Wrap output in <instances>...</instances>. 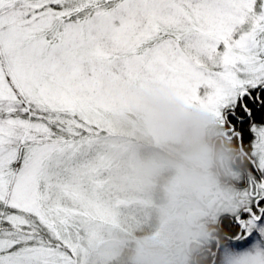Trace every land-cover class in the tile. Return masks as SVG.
<instances>
[{
  "label": "snow or ice",
  "instance_id": "snow-or-ice-1",
  "mask_svg": "<svg viewBox=\"0 0 264 264\" xmlns=\"http://www.w3.org/2000/svg\"><path fill=\"white\" fill-rule=\"evenodd\" d=\"M152 82L247 153L226 264H264V0H0V264H80L112 211L99 116Z\"/></svg>",
  "mask_w": 264,
  "mask_h": 264
},
{
  "label": "rangeland",
  "instance_id": "rangeland-1",
  "mask_svg": "<svg viewBox=\"0 0 264 264\" xmlns=\"http://www.w3.org/2000/svg\"><path fill=\"white\" fill-rule=\"evenodd\" d=\"M98 131L105 132L98 136L112 211L82 243L80 264L210 259L195 262L204 246L215 252L211 226L236 210L244 178L232 164L235 139L218 114L163 85L132 80L111 90ZM227 244L209 264H226Z\"/></svg>",
  "mask_w": 264,
  "mask_h": 264
},
{
  "label": "trees",
  "instance_id": "trees-1",
  "mask_svg": "<svg viewBox=\"0 0 264 264\" xmlns=\"http://www.w3.org/2000/svg\"><path fill=\"white\" fill-rule=\"evenodd\" d=\"M100 130V129H99ZM99 132V134H101V136H105L104 134H105V132L104 131H98ZM239 144H238V142L236 141V140H234V142L232 143V145L231 146H233V147H235V148H238L239 149V146H238ZM242 150L246 153V151H245V149H243L242 148ZM230 151H231V149H230ZM240 151V150H239ZM231 154H232V156H233V158H232V164H233V166L236 168V170L237 169H239L240 170V168H239V166H238V164H237V162H235V160H234V158H235V153L234 152H232L231 151ZM247 154V153H246ZM247 167L248 166H246L245 168H244V171L246 172V170H247ZM225 218V217H224ZM224 218L222 219V221H221V223L220 224H217V225H213V226H211L212 228H213V230H215V235H216V237L218 238V240H219V244L220 245H222V243H224V244H226L227 242H228V238H227V232H226V230H225V228H224ZM210 227V228H211ZM217 245H218V243H217ZM215 248V247H214ZM201 258H203V256L202 257H200L198 260H200V261H198V262H201ZM211 259L212 258H210V259H208V260H206V261H202L203 263L202 264H209V262L211 261ZM195 264V263H194ZM196 264H198V263H196Z\"/></svg>",
  "mask_w": 264,
  "mask_h": 264
},
{
  "label": "flooded vegetation",
  "instance_id": "flooded-vegetation-1",
  "mask_svg": "<svg viewBox=\"0 0 264 264\" xmlns=\"http://www.w3.org/2000/svg\"><path fill=\"white\" fill-rule=\"evenodd\" d=\"M239 144V143H238ZM239 146V145H238ZM239 150H240V152L242 153V147H240L239 146V149L237 148V149H232L231 151L232 152H234L235 153V158H234V160H235V162H237V164H238V166H239V168H240V171H241V173H242V175H245V171H244V168L246 167V166H248V160H247V156H245V155H243V154H241V153H239ZM208 250V249H207ZM210 250V249H209ZM208 250V252H210ZM211 253V252H210Z\"/></svg>",
  "mask_w": 264,
  "mask_h": 264
}]
</instances>
